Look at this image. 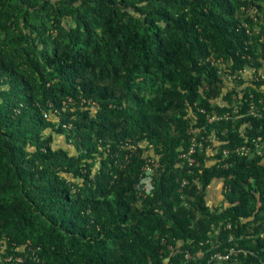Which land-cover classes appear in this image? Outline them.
<instances>
[{"label":"trees","instance_id":"16d2710c","mask_svg":"<svg viewBox=\"0 0 264 264\" xmlns=\"http://www.w3.org/2000/svg\"><path fill=\"white\" fill-rule=\"evenodd\" d=\"M253 68L264 0H0V264H35L16 262L30 247L44 264L180 263L168 245L206 264L211 240L264 264V156L236 152L264 140V80L229 79ZM250 101L262 118L209 122ZM196 129L220 140L191 165Z\"/></svg>","mask_w":264,"mask_h":264},{"label":"built area","instance_id":"2783aa9c","mask_svg":"<svg viewBox=\"0 0 264 264\" xmlns=\"http://www.w3.org/2000/svg\"><path fill=\"white\" fill-rule=\"evenodd\" d=\"M212 63L215 66H218L219 69V73L222 74L223 73V59H216L213 60L212 59ZM241 78H245L247 80H253L256 82H260L264 80V68L260 69V70H256V69H243V70H237L234 75H230L229 79H233V80H238ZM260 104H262V102H260ZM240 110H241V106L236 104V106L234 107V110L231 113H226L223 115H215V117H209V122L212 123L214 121H223V120H233V121H237L240 120L241 118L245 117V116H252V117H259L262 118V114L261 111L257 105V102L255 101H250L249 102V107L248 110L245 114L241 115L240 114ZM204 130L202 129H196L193 130L191 133L194 134V136L191 139V146H190V150L187 153H183L181 155V158L187 160L191 165L195 164V158L193 157L197 150L200 149L202 150L204 148V142L207 141H213L215 140H220L219 137H209L208 139L205 138L204 136L201 138V140H199L198 135L200 133H202ZM237 155L240 157H253L255 155L257 156H264V140H262L261 138L259 139H251L248 144L237 147L236 149ZM225 154H229V151H225ZM146 173L148 175L152 174V170L150 168L146 169ZM143 182L147 185L148 190H152L153 189V183L151 180V177H146L143 179ZM185 184V182H184ZM227 189H230L227 188ZM232 226L231 224H229L227 226L228 229H230ZM220 228H218L217 230H215V236H220ZM166 241L163 240V243H165ZM212 245V251H210L209 256H208V260L206 262V264H240V258L241 256H248L249 254H253V252L246 250L245 248H241L239 245L233 246L231 248L227 249V252L224 254L222 252H216L215 253V249L220 247V242L219 241H212L210 242ZM168 249L170 251H172V256L176 257V256H182V260L180 263L178 264H205V263H201L199 262L200 260V256L203 255L202 252H196V253H192L190 251H183L182 248H174L172 245H168L167 246ZM40 251L41 248H34V247H30L29 252L27 253V255H25V257H18L16 259L17 263H23L25 261H27L28 259L33 261L35 264H44V261L42 260L41 256H40ZM14 258L10 257V258H6L4 260V264H10V262H12ZM169 261V259L167 260Z\"/></svg>","mask_w":264,"mask_h":264},{"label":"rangeland","instance_id":"374dc122","mask_svg":"<svg viewBox=\"0 0 264 264\" xmlns=\"http://www.w3.org/2000/svg\"><path fill=\"white\" fill-rule=\"evenodd\" d=\"M236 84V82H233L232 84H231V86H234ZM55 144L57 145H65V141H64V138L63 137H59V136H57L56 138H55ZM216 192L217 191H215V194H216ZM220 193V192H219Z\"/></svg>","mask_w":264,"mask_h":264},{"label":"clouds","instance_id":"9594fccd","mask_svg":"<svg viewBox=\"0 0 264 264\" xmlns=\"http://www.w3.org/2000/svg\"><path fill=\"white\" fill-rule=\"evenodd\" d=\"M217 116H219L218 114H216ZM213 117H215V116H213ZM213 123V122H212ZM152 183H153V180H152ZM228 226V225H227ZM218 228H220V226H218V227H215V228H213V233H212V235H215L214 233H215V230H217ZM221 228H220V231L219 232H221ZM168 262V261H167Z\"/></svg>","mask_w":264,"mask_h":264},{"label":"crops","instance_id":"0c3cea01","mask_svg":"<svg viewBox=\"0 0 264 264\" xmlns=\"http://www.w3.org/2000/svg\"><path fill=\"white\" fill-rule=\"evenodd\" d=\"M215 190H217V188Z\"/></svg>","mask_w":264,"mask_h":264}]
</instances>
